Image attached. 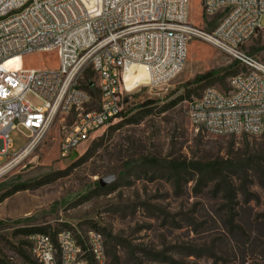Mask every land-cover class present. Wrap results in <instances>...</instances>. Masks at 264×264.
Returning a JSON list of instances; mask_svg holds the SVG:
<instances>
[{
	"label": "rangeland",
	"instance_id": "1",
	"mask_svg": "<svg viewBox=\"0 0 264 264\" xmlns=\"http://www.w3.org/2000/svg\"><path fill=\"white\" fill-rule=\"evenodd\" d=\"M221 20L205 17L200 0L190 2L189 21L197 27L211 32ZM241 52L264 64V29ZM59 64L57 52L36 53L21 67ZM243 72L228 54L193 40L173 80L140 85L120 119L65 158L61 141L73 120L59 117L42 143L0 176V264H36L28 237L38 230L51 237L95 230L107 264H264V156L257 153L263 136H214L189 116L190 102L206 87L226 92ZM89 83L92 109L98 82L91 69L80 79L83 88ZM21 133L10 134V156L26 145ZM212 164L213 173H197ZM109 176L114 183L101 188Z\"/></svg>",
	"mask_w": 264,
	"mask_h": 264
},
{
	"label": "built area",
	"instance_id": "2",
	"mask_svg": "<svg viewBox=\"0 0 264 264\" xmlns=\"http://www.w3.org/2000/svg\"><path fill=\"white\" fill-rule=\"evenodd\" d=\"M191 1L0 0V170L29 156L59 117L73 120L60 146L67 157L121 118L128 95L141 87L127 88L131 69L148 78L147 88L160 87L182 71L193 40L228 54L244 72L230 78L226 92L208 87L193 99L192 124L214 136L264 135V64L241 52L264 29V0H200L205 17L222 16L211 32L189 21ZM50 52L59 56L56 70L8 66L17 57ZM88 69L98 82L92 109L93 96L80 85ZM21 130L26 145L10 156V134ZM28 240L36 264H107L104 239L95 230Z\"/></svg>",
	"mask_w": 264,
	"mask_h": 264
},
{
	"label": "bare ground",
	"instance_id": "3",
	"mask_svg": "<svg viewBox=\"0 0 264 264\" xmlns=\"http://www.w3.org/2000/svg\"><path fill=\"white\" fill-rule=\"evenodd\" d=\"M22 63V58L17 57L14 60H12L8 66H14L15 68H20ZM125 81L126 86L129 89V91L134 90L140 85H146L148 84V78L143 75V73H135V69H131L126 75H125ZM5 172V169L0 170V176Z\"/></svg>",
	"mask_w": 264,
	"mask_h": 264
},
{
	"label": "trees",
	"instance_id": "4",
	"mask_svg": "<svg viewBox=\"0 0 264 264\" xmlns=\"http://www.w3.org/2000/svg\"><path fill=\"white\" fill-rule=\"evenodd\" d=\"M253 53H254V51H253ZM206 79H208V76H205V77H202V78H199V79H197L196 80V82L197 83H199V82H202V81H204V80H206ZM83 88V87H82ZM206 88H208V87H206ZM83 89H86V90H88L89 92H91V90H89V88H88V86H85ZM93 95V94H92ZM154 104V102H152V101H150V102H147L146 104H145V106H150V105H153ZM122 117V116H121ZM263 137L259 140V143H260V148L258 149V152L257 153H259V155H263L264 156V135H262ZM245 145L247 146V147H249V145H250V143L247 141V140H245ZM215 165L214 164H212V165H208V166H200L199 168H197V173H199L200 175H206V174H211V173H213L214 171H215ZM19 191H21V190H17V191H15V193L16 192H19ZM36 232H39V234H42L43 232L41 231V230H38V231H36ZM26 233H31V232H26Z\"/></svg>",
	"mask_w": 264,
	"mask_h": 264
},
{
	"label": "water",
	"instance_id": "5",
	"mask_svg": "<svg viewBox=\"0 0 264 264\" xmlns=\"http://www.w3.org/2000/svg\"><path fill=\"white\" fill-rule=\"evenodd\" d=\"M115 176H109L99 181L101 188L111 185L115 181Z\"/></svg>",
	"mask_w": 264,
	"mask_h": 264
}]
</instances>
